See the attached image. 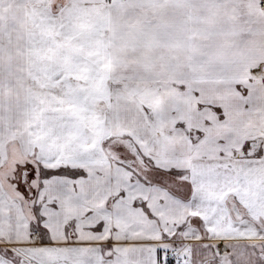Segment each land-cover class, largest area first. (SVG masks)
<instances>
[{
	"label": "snow or ice",
	"instance_id": "obj_1",
	"mask_svg": "<svg viewBox=\"0 0 264 264\" xmlns=\"http://www.w3.org/2000/svg\"><path fill=\"white\" fill-rule=\"evenodd\" d=\"M0 264H264V0H0Z\"/></svg>",
	"mask_w": 264,
	"mask_h": 264
}]
</instances>
